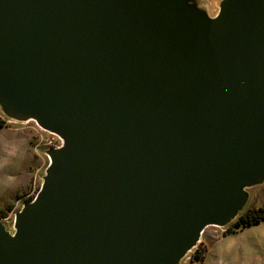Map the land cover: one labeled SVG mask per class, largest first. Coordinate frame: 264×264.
I'll return each instance as SVG.
<instances>
[{
	"label": "water",
	"instance_id": "water-1",
	"mask_svg": "<svg viewBox=\"0 0 264 264\" xmlns=\"http://www.w3.org/2000/svg\"><path fill=\"white\" fill-rule=\"evenodd\" d=\"M0 110L63 142L0 264H182L264 184V0H0Z\"/></svg>",
	"mask_w": 264,
	"mask_h": 264
},
{
	"label": "rangeland",
	"instance_id": "rangeland-1",
	"mask_svg": "<svg viewBox=\"0 0 264 264\" xmlns=\"http://www.w3.org/2000/svg\"><path fill=\"white\" fill-rule=\"evenodd\" d=\"M209 1L212 9L208 13L213 16L218 12L220 3L216 10L215 0ZM50 143L59 144L58 137L44 131L34 121H10L0 110V222L11 232L16 214L24 204L36 197L42 186L50 164L46 152L53 149ZM249 191L251 195L247 207L253 203L257 207L263 206L264 184ZM220 234V228L209 227L204 231L200 243L207 245ZM193 253L194 250L182 264H191Z\"/></svg>",
	"mask_w": 264,
	"mask_h": 264
},
{
	"label": "crops",
	"instance_id": "crops-1",
	"mask_svg": "<svg viewBox=\"0 0 264 264\" xmlns=\"http://www.w3.org/2000/svg\"><path fill=\"white\" fill-rule=\"evenodd\" d=\"M221 1L215 0L216 10ZM201 4L207 10L212 9L209 0H201ZM223 231L221 229L222 234L205 245L206 253L202 263L191 264H264V222L233 235L223 236Z\"/></svg>",
	"mask_w": 264,
	"mask_h": 264
},
{
	"label": "trees",
	"instance_id": "trees-1",
	"mask_svg": "<svg viewBox=\"0 0 264 264\" xmlns=\"http://www.w3.org/2000/svg\"><path fill=\"white\" fill-rule=\"evenodd\" d=\"M3 124V122H1ZM264 222V205L257 207L253 204L249 205L244 211L232 222L224 228L223 236L233 235L240 230L251 227ZM206 253V247L200 243L192 255L191 262L202 263Z\"/></svg>",
	"mask_w": 264,
	"mask_h": 264
},
{
	"label": "built area",
	"instance_id": "built-area-1",
	"mask_svg": "<svg viewBox=\"0 0 264 264\" xmlns=\"http://www.w3.org/2000/svg\"><path fill=\"white\" fill-rule=\"evenodd\" d=\"M58 139H59V144L55 145V144H53V143H50L54 149H58V148H60V147L62 146V144H63L62 140H61L59 137H58ZM223 232H224V231H223ZM186 258H187V257H186ZM186 258H185V259H186Z\"/></svg>",
	"mask_w": 264,
	"mask_h": 264
}]
</instances>
